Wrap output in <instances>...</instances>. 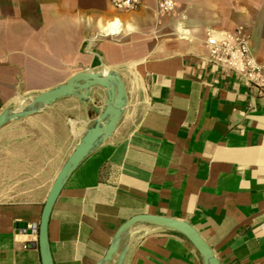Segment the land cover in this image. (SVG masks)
<instances>
[{
    "label": "crops",
    "instance_id": "obj_1",
    "mask_svg": "<svg viewBox=\"0 0 264 264\" xmlns=\"http://www.w3.org/2000/svg\"><path fill=\"white\" fill-rule=\"evenodd\" d=\"M174 1L162 14L157 0L135 11L109 0H0V112L79 70L116 72L126 87L115 131L54 203L53 264H97L138 214L190 223L221 264H264V92L209 62L206 44L207 29L241 26L263 59L264 0ZM95 117L65 96L0 127V264H42L37 235L17 233L16 223L39 224L56 175ZM124 264L203 260L182 234L137 223Z\"/></svg>",
    "mask_w": 264,
    "mask_h": 264
},
{
    "label": "water",
    "instance_id": "obj_2",
    "mask_svg": "<svg viewBox=\"0 0 264 264\" xmlns=\"http://www.w3.org/2000/svg\"><path fill=\"white\" fill-rule=\"evenodd\" d=\"M99 87L105 91V98L98 92ZM92 88L95 89L94 92H91ZM65 96H75L84 102L96 117L56 175L45 199L39 224L16 223L17 233L37 235L42 264H53L48 240V222L54 203L78 165L115 131L126 106V87L121 76L116 72L79 70L63 83L32 96L22 108H5L0 112V127H2L10 121L36 114ZM102 101L103 104H98ZM137 223H150L174 230L191 242L199 252L203 264H221L206 240L190 223L156 214H138L125 221L115 233L106 254L97 264H106L112 261L114 256L117 257L115 264L125 263L130 230Z\"/></svg>",
    "mask_w": 264,
    "mask_h": 264
},
{
    "label": "built area",
    "instance_id": "obj_3",
    "mask_svg": "<svg viewBox=\"0 0 264 264\" xmlns=\"http://www.w3.org/2000/svg\"><path fill=\"white\" fill-rule=\"evenodd\" d=\"M111 5L122 11L138 10L144 0H109ZM159 12L168 14L175 10L174 0H157ZM113 28H118V20L110 22ZM206 44L209 48L208 61L226 71L233 72L250 85L264 92V58H257L249 44V36L243 27L234 30L206 31Z\"/></svg>",
    "mask_w": 264,
    "mask_h": 264
},
{
    "label": "bare ground",
    "instance_id": "obj_4",
    "mask_svg": "<svg viewBox=\"0 0 264 264\" xmlns=\"http://www.w3.org/2000/svg\"><path fill=\"white\" fill-rule=\"evenodd\" d=\"M111 24V23H110Z\"/></svg>",
    "mask_w": 264,
    "mask_h": 264
}]
</instances>
